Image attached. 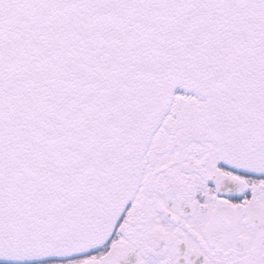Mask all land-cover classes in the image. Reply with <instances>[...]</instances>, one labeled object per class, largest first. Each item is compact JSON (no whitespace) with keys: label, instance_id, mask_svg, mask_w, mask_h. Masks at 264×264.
Instances as JSON below:
<instances>
[{"label":"snow or ice","instance_id":"snow-or-ice-1","mask_svg":"<svg viewBox=\"0 0 264 264\" xmlns=\"http://www.w3.org/2000/svg\"><path fill=\"white\" fill-rule=\"evenodd\" d=\"M0 264H264V0H0Z\"/></svg>","mask_w":264,"mask_h":264}]
</instances>
